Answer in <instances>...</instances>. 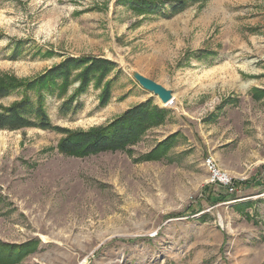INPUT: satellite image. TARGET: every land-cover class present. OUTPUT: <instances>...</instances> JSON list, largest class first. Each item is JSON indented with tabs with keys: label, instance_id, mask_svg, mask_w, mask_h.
Wrapping results in <instances>:
<instances>
[{
	"label": "rangeland",
	"instance_id": "obj_1",
	"mask_svg": "<svg viewBox=\"0 0 264 264\" xmlns=\"http://www.w3.org/2000/svg\"><path fill=\"white\" fill-rule=\"evenodd\" d=\"M156 1L150 14L127 0H0V83L66 57L116 65L84 93L73 82L45 94L52 126L86 132L147 100L161 106L130 71L174 100L124 151L69 155L56 131L0 130V264H264V0L178 13L181 0Z\"/></svg>",
	"mask_w": 264,
	"mask_h": 264
},
{
	"label": "trees",
	"instance_id": "obj_2",
	"mask_svg": "<svg viewBox=\"0 0 264 264\" xmlns=\"http://www.w3.org/2000/svg\"><path fill=\"white\" fill-rule=\"evenodd\" d=\"M127 1L134 9L150 14L158 10L164 2L156 0ZM200 1L205 0H181L170 6L169 11L178 13L185 9L187 4ZM115 68L116 65L113 62L101 58L66 57L60 64L51 67L34 80L24 83L8 79L6 83H0V99L12 94H19L21 97L20 101L0 109V130L18 131L35 128L56 131L64 134L58 149L69 155L124 151L134 145L149 129L158 126L168 111L154 104L152 100H147L129 108L104 127L93 128L86 132H70L52 126L44 110L45 94L62 96L73 82L79 83L75 93H84L90 84L99 86ZM108 86L106 84L101 95L102 105H105L109 98ZM30 94L35 97V103L30 99ZM169 142L170 139L162 142L161 148L154 150L151 156H157V152L161 153L158 150L163 147L168 148Z\"/></svg>",
	"mask_w": 264,
	"mask_h": 264
},
{
	"label": "water",
	"instance_id": "obj_3",
	"mask_svg": "<svg viewBox=\"0 0 264 264\" xmlns=\"http://www.w3.org/2000/svg\"><path fill=\"white\" fill-rule=\"evenodd\" d=\"M130 76L140 88L157 98L159 104L161 105L159 107L167 108V105L170 106L173 103L174 100L171 90L165 89L160 84L136 71H130Z\"/></svg>",
	"mask_w": 264,
	"mask_h": 264
},
{
	"label": "built area",
	"instance_id": "obj_4",
	"mask_svg": "<svg viewBox=\"0 0 264 264\" xmlns=\"http://www.w3.org/2000/svg\"><path fill=\"white\" fill-rule=\"evenodd\" d=\"M207 166L213 171V182L217 181L222 187L226 188L230 192L233 191V185L230 179H228L225 175L220 174L217 170H215L212 162L208 161Z\"/></svg>",
	"mask_w": 264,
	"mask_h": 264
},
{
	"label": "bare ground",
	"instance_id": "obj_5",
	"mask_svg": "<svg viewBox=\"0 0 264 264\" xmlns=\"http://www.w3.org/2000/svg\"><path fill=\"white\" fill-rule=\"evenodd\" d=\"M171 105H172V104H171ZM171 105H170V106H171ZM166 107H169V105H167ZM81 264H85V261H84V262H82Z\"/></svg>",
	"mask_w": 264,
	"mask_h": 264
}]
</instances>
